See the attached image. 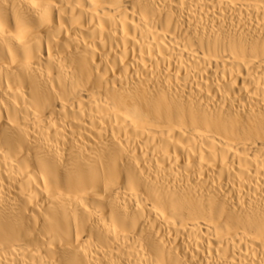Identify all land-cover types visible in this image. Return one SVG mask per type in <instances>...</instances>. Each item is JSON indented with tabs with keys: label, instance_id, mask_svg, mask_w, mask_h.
<instances>
[{
	"label": "bare ground",
	"instance_id": "obj_1",
	"mask_svg": "<svg viewBox=\"0 0 264 264\" xmlns=\"http://www.w3.org/2000/svg\"><path fill=\"white\" fill-rule=\"evenodd\" d=\"M0 264H264V0H0Z\"/></svg>",
	"mask_w": 264,
	"mask_h": 264
}]
</instances>
